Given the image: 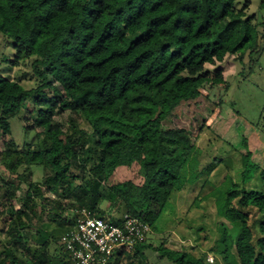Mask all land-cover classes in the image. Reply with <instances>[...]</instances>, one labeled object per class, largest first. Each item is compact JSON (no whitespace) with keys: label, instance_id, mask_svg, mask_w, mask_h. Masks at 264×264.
I'll list each match as a JSON object with an SVG mask.
<instances>
[{"label":"trees","instance_id":"trees-1","mask_svg":"<svg viewBox=\"0 0 264 264\" xmlns=\"http://www.w3.org/2000/svg\"><path fill=\"white\" fill-rule=\"evenodd\" d=\"M247 8V0H0L12 68L26 64L33 79L25 86L0 75V135L9 137L0 151V264H76L65 238L82 207L109 221L141 216L154 227L199 167L198 135L164 120L207 88L229 89L226 56L258 61L264 35ZM65 111L66 128L54 119ZM23 116L30 123L16 139L13 119ZM253 159L245 151L240 181L227 174L215 196L234 231L220 224L214 264H264V168ZM134 163L141 183L107 184L116 168ZM115 202L117 219L101 206ZM160 250L174 264H206V254ZM129 253L105 264H122L123 255L136 264Z\"/></svg>","mask_w":264,"mask_h":264},{"label":"rangeland","instance_id":"rangeland-1","mask_svg":"<svg viewBox=\"0 0 264 264\" xmlns=\"http://www.w3.org/2000/svg\"><path fill=\"white\" fill-rule=\"evenodd\" d=\"M247 2L248 13L253 14L255 20L261 23L259 30L264 35V0ZM262 47L257 62H254L256 57L251 59L248 54L242 61L234 55L224 58L220 67L229 83L226 92L219 88H207L197 98L181 102L164 120L168 125L185 127L198 135L194 152V157L199 160V167L194 175L197 179L192 178L191 182L173 192L144 242L150 246L142 250L141 244H138V254L136 249L129 253L136 264H174L166 256V251L161 252V246L171 251L184 250L195 256L206 254V264L217 263V255L212 249L219 238L220 224H223L229 233H232L234 228L218 214L215 196L218 197L223 191L221 185L227 174L240 181V173L243 170L241 155L245 151H251L252 157L255 158L253 162L257 161L264 168V43ZM12 53V45L6 44L0 34V75L20 79L25 86L31 85L32 74L26 64L12 68ZM25 116L20 121L13 119L16 139L22 136V126L30 123ZM69 117V112L65 111L55 115L54 119L66 128ZM8 138L0 135V151L4 147L3 139ZM32 139L34 138L31 137L29 141ZM213 164L216 165L208 174L207 169ZM0 174L6 175L2 166ZM41 175V170L35 168L34 179L39 180ZM206 179L208 180L205 182ZM124 180L142 182L143 176L138 164L116 168L107 184ZM251 180H258L255 171ZM21 187L24 188V185ZM221 195L223 196V193ZM195 196H198L197 203L193 202ZM2 200H5L4 197ZM116 204L102 203L101 206L107 211V215L117 219L122 209ZM209 255L214 257L213 262L207 259ZM126 261L128 258L123 255L122 264ZM218 263L221 264V261Z\"/></svg>","mask_w":264,"mask_h":264},{"label":"built area","instance_id":"built-area-1","mask_svg":"<svg viewBox=\"0 0 264 264\" xmlns=\"http://www.w3.org/2000/svg\"><path fill=\"white\" fill-rule=\"evenodd\" d=\"M65 238V249L76 264H105L117 251L131 252L152 231L141 216L124 213L119 221L92 215L85 207ZM207 259L213 262L214 257Z\"/></svg>","mask_w":264,"mask_h":264}]
</instances>
